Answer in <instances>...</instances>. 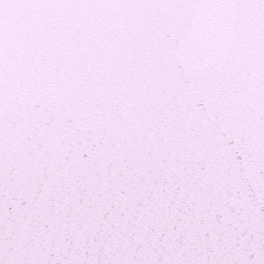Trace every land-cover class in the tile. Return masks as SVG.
<instances>
[{
    "label": "snow or ice",
    "instance_id": "1",
    "mask_svg": "<svg viewBox=\"0 0 264 264\" xmlns=\"http://www.w3.org/2000/svg\"><path fill=\"white\" fill-rule=\"evenodd\" d=\"M0 264H264V0H0Z\"/></svg>",
    "mask_w": 264,
    "mask_h": 264
}]
</instances>
